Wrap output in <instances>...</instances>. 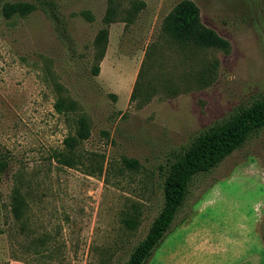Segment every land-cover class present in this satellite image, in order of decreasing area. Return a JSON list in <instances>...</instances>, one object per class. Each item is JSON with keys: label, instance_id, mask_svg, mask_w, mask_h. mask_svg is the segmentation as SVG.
Masks as SVG:
<instances>
[{"label": "rangeland", "instance_id": "rangeland-1", "mask_svg": "<svg viewBox=\"0 0 264 264\" xmlns=\"http://www.w3.org/2000/svg\"><path fill=\"white\" fill-rule=\"evenodd\" d=\"M138 1L144 8L131 24L109 25L93 76L107 0H0V154L9 164L0 177V264H124L162 205L167 161L264 96V0H190L207 45L169 30L167 15L181 0ZM15 2L40 8L3 17L2 6ZM53 5L58 26L45 14ZM80 116L90 125L83 164L59 166L54 153ZM96 166L101 173L90 174ZM15 186L27 202L23 230L9 214ZM203 194L214 203L205 213L247 225L261 214L264 239V128L194 177L170 231ZM37 236L50 238V253L30 244ZM157 249L147 264H157Z\"/></svg>", "mask_w": 264, "mask_h": 264}, {"label": "trees", "instance_id": "trees-1", "mask_svg": "<svg viewBox=\"0 0 264 264\" xmlns=\"http://www.w3.org/2000/svg\"><path fill=\"white\" fill-rule=\"evenodd\" d=\"M123 5H125L124 0H107L106 11L102 18L104 27L97 32L93 42L96 51V64L92 68L93 76L99 74L100 63L104 58L108 44L109 25L119 21L127 26L144 8V3L138 0H130L128 5ZM56 7L53 5L51 9L45 11V14L58 26L60 19L55 12ZM37 8L40 7L33 3L15 2L3 5L1 13L8 19L13 16L25 17ZM198 13L199 9L192 1L181 0L167 15L169 30L174 33L188 34L199 44L207 45L211 41V36L198 26ZM64 106V102L55 103L58 113L64 111ZM263 128L264 96H261L247 105L239 106L225 119L202 130L186 148L181 149L168 160L163 167L162 205L150 223L145 236L134 246L124 264H147L154 251L169 233L178 211L183 206L194 177L208 173L218 166ZM89 136V121L87 117L80 116L76 120L73 134L67 136L63 140L62 148L54 153L55 162L59 166L68 168L82 165L83 156L79 153V147ZM89 160L87 166H92L94 159ZM123 163L131 170L139 168V163L135 159H124ZM8 166L7 158L0 154V177L6 172ZM101 170V167L96 166V170H91L90 174H99ZM8 208L12 220L19 223L23 230L28 222L27 202L20 187L15 186L12 190ZM133 226L135 223H130V227ZM4 232L5 230L0 226V234ZM49 239L45 236L31 237L30 244L40 248L45 247L49 252L48 246L51 243ZM33 254L43 255L39 250L33 251ZM15 261L20 260L15 259Z\"/></svg>", "mask_w": 264, "mask_h": 264}, {"label": "crops", "instance_id": "crops-1", "mask_svg": "<svg viewBox=\"0 0 264 264\" xmlns=\"http://www.w3.org/2000/svg\"><path fill=\"white\" fill-rule=\"evenodd\" d=\"M213 204L203 194L190 215L159 244L157 264H264L261 214L255 213L247 225L241 216L205 213Z\"/></svg>", "mask_w": 264, "mask_h": 264}]
</instances>
